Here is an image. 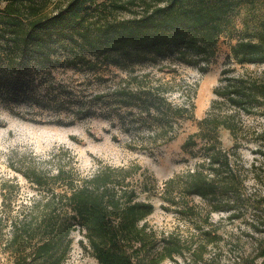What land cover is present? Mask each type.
Here are the masks:
<instances>
[{"label": "trees", "instance_id": "1", "mask_svg": "<svg viewBox=\"0 0 264 264\" xmlns=\"http://www.w3.org/2000/svg\"><path fill=\"white\" fill-rule=\"evenodd\" d=\"M236 15L243 16V29L230 44L231 61L220 70L197 130L183 143L198 160L165 179L160 192L165 209L191 220L188 233L178 227L157 231L147 222L154 206L140 194L152 192L154 179L139 162L98 159L81 171L63 145L46 155L12 149L1 159L14 175L0 177V244L15 262L60 264L70 233L78 229L98 264H160L178 257L184 264H251L259 257L264 264V128L254 129L244 119L264 114V72L235 67L264 62V0H0V62L14 65L28 50L32 61L51 62L53 44L64 40L80 50V58L94 55L122 69L125 77L95 98L105 97L113 108V123L137 133L129 147L146 148L172 140L180 121L194 117L198 84L184 78L179 65L205 72ZM148 63L153 69L138 67ZM220 127L233 138L229 149L221 145ZM250 142H257L258 156L247 166L238 148ZM19 175L35 194L9 215ZM250 178L257 185L252 190ZM190 196L204 205L190 203ZM220 211L229 220L247 217L260 234L251 260L239 254L223 261L227 239L211 217Z\"/></svg>", "mask_w": 264, "mask_h": 264}, {"label": "rangeland", "instance_id": "2", "mask_svg": "<svg viewBox=\"0 0 264 264\" xmlns=\"http://www.w3.org/2000/svg\"><path fill=\"white\" fill-rule=\"evenodd\" d=\"M242 29L243 16L236 15L229 29L219 38L216 53L205 72L195 65H179L181 75L198 84L194 117L180 121L177 135L172 140L155 146L148 145L146 148L140 144L134 148L129 147L127 143L132 137L135 139L137 133L124 131L120 125L113 123V108L107 104L105 97L95 98L97 93H107L114 83L125 77L126 73L122 69L95 61L94 55L87 54L88 60L82 59L80 50L64 40V43L53 44L56 49L50 51L51 62L32 61L30 50L17 57L14 65L0 62V177L14 175L1 161L3 153L12 149L46 155L53 148L63 145L73 151L81 171L93 168L98 159L114 164L136 161L154 179L152 192L140 194L141 198L150 200L154 206L146 217L147 222L157 231L178 227L187 234L189 226L192 227L191 220L179 217L173 209H165L160 192L165 179L194 168L198 156L183 148V143L189 134L197 130L198 120L205 116L214 97L213 88L218 82L220 70L225 63L231 61L230 44L239 39ZM70 59H75L76 62H70ZM138 67L153 69L150 63ZM235 67L237 71L264 72V62L235 64ZM170 76L171 74L166 75L167 78ZM244 119L254 129L260 131L264 128V114L261 112L245 115ZM218 134L222 147L229 149L233 145L229 131L220 127ZM256 146L257 142H250L238 148L247 166L258 156L253 152ZM259 160L260 158L255 163L258 164ZM17 179L19 187L13 198L15 205L9 209V215H14L20 210L21 203L28 202L35 194V189L24 177L19 175ZM248 185L249 190L257 186L253 178L249 179ZM261 193L264 194V188ZM188 199L190 203L204 205L199 196H190ZM2 210L0 199V213ZM226 215L223 211L211 214L214 222L221 223L219 231L227 239L223 246V254L226 255L223 261L227 257L229 261H234L239 254L250 257L251 260L255 254V239L260 234L253 232L245 220L247 217L229 220ZM248 232L253 233V236L248 235ZM69 237V247L60 264H98L89 248L84 247L86 240L82 232L73 230ZM57 247H61L59 241ZM28 260L15 262V257L0 244V264H31ZM260 260L261 258L254 257L251 264H259ZM160 264L184 262L183 258L178 257L177 261L166 259Z\"/></svg>", "mask_w": 264, "mask_h": 264}]
</instances>
